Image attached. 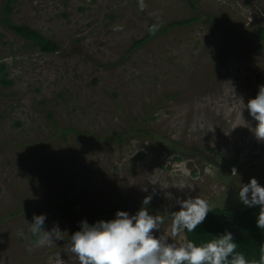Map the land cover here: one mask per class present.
I'll return each mask as SVG.
<instances>
[{
  "label": "rangeland",
  "instance_id": "1",
  "mask_svg": "<svg viewBox=\"0 0 264 264\" xmlns=\"http://www.w3.org/2000/svg\"><path fill=\"white\" fill-rule=\"evenodd\" d=\"M191 1L12 2L10 20L60 51L41 54L0 25L13 82L0 85V264H78L67 245L81 221L135 215L149 195V214L166 218L154 235L180 245L169 215L178 200L244 210L240 186L264 187V141L246 108L264 85V0ZM196 17L132 49L150 23ZM40 210L64 240L35 247Z\"/></svg>",
  "mask_w": 264,
  "mask_h": 264
},
{
  "label": "clouds",
  "instance_id": "2",
  "mask_svg": "<svg viewBox=\"0 0 264 264\" xmlns=\"http://www.w3.org/2000/svg\"><path fill=\"white\" fill-rule=\"evenodd\" d=\"M239 101L245 108L243 100ZM246 108L256 121L255 137L264 141V85L259 87L257 96L248 101ZM233 175L236 176L235 169ZM152 198L151 195L146 196L135 215L117 211L116 218L111 221L101 220L91 225L81 221L80 230L70 237L68 252L78 264H250L245 255L237 251L238 245L230 232L199 246L190 240L180 245L169 243L170 238L163 234L157 238L154 232L161 231L166 218L149 214L147 206ZM239 199L249 208L259 206L257 226L264 228V187L253 178L240 186ZM177 203L180 210L169 214L172 237H180L185 230L193 233L212 211L209 202L199 196L178 200ZM45 220V215L34 216L30 224L37 248L50 247L56 241L64 240L65 233L58 225L45 230ZM57 264H65V261L60 258ZM260 264H264V255L260 257Z\"/></svg>",
  "mask_w": 264,
  "mask_h": 264
},
{
  "label": "trees",
  "instance_id": "3",
  "mask_svg": "<svg viewBox=\"0 0 264 264\" xmlns=\"http://www.w3.org/2000/svg\"><path fill=\"white\" fill-rule=\"evenodd\" d=\"M13 1L14 0H7L5 7L0 11V25L23 39L28 48L38 50L41 54L58 53L60 51L58 43L47 39L37 30L27 25L14 24L10 20V6ZM188 2L193 7L192 1L188 0ZM199 20L200 17L185 21H173L162 27H156L155 24L150 23L147 28V33L139 40L133 42L132 49L142 46L155 36L167 34L175 28L189 26ZM207 21L217 26H219L221 22L219 19L210 16H207ZM258 36L264 42V28H259ZM257 49L260 50L263 49V47L259 45ZM0 85L4 87H11L13 85V82L7 79V66L4 63L0 64ZM47 115L50 119L51 115L49 113ZM17 126L19 127L20 123H18ZM173 156L174 160L177 162L182 160L181 154L175 153ZM259 211V206L252 208L247 207L244 210L236 207L212 208L206 220L199 225L193 233H188L185 230V239L199 246L214 237H219L226 232H230L233 235L234 242L238 245L237 251L243 253L250 264L252 261H255L256 264H260V257L264 255V252H262V249H264V228H259L257 226ZM38 214L43 215L41 210ZM48 226V221L45 220V228ZM32 239L34 242L35 237L32 236Z\"/></svg>",
  "mask_w": 264,
  "mask_h": 264
}]
</instances>
